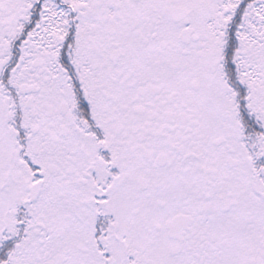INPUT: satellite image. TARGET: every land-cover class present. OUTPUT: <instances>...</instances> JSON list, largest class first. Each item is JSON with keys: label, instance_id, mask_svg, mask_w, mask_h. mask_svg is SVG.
Wrapping results in <instances>:
<instances>
[{"label": "snow or ice", "instance_id": "6c2138e0", "mask_svg": "<svg viewBox=\"0 0 264 264\" xmlns=\"http://www.w3.org/2000/svg\"><path fill=\"white\" fill-rule=\"evenodd\" d=\"M0 264H264V0H0Z\"/></svg>", "mask_w": 264, "mask_h": 264}]
</instances>
